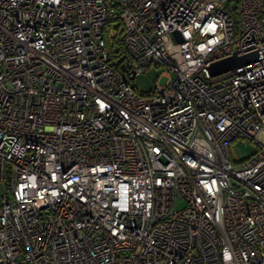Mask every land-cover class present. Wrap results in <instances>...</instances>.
I'll use <instances>...</instances> for the list:
<instances>
[{"label":"built area","instance_id":"obj_1","mask_svg":"<svg viewBox=\"0 0 264 264\" xmlns=\"http://www.w3.org/2000/svg\"><path fill=\"white\" fill-rule=\"evenodd\" d=\"M0 190V264H264V0H0Z\"/></svg>","mask_w":264,"mask_h":264},{"label":"rangeland","instance_id":"obj_2","mask_svg":"<svg viewBox=\"0 0 264 264\" xmlns=\"http://www.w3.org/2000/svg\"><path fill=\"white\" fill-rule=\"evenodd\" d=\"M165 70L166 68L161 65H149L136 74L130 83L138 90L146 92L154 88L157 83H163L166 80L167 76L161 74ZM256 148L257 146L250 140L243 142L236 139L229 144L230 158L232 161H238L244 156H249ZM1 195L2 191L0 190ZM178 204L182 205L183 201L180 200Z\"/></svg>","mask_w":264,"mask_h":264},{"label":"water","instance_id":"obj_3","mask_svg":"<svg viewBox=\"0 0 264 264\" xmlns=\"http://www.w3.org/2000/svg\"><path fill=\"white\" fill-rule=\"evenodd\" d=\"M173 33L178 39H181V36L178 31H174ZM256 57H257L256 52H251L242 55H237L233 53L230 56L213 61L210 66V71L212 74H216L234 68L239 64L250 63L251 61L255 60Z\"/></svg>","mask_w":264,"mask_h":264},{"label":"trees","instance_id":"obj_4","mask_svg":"<svg viewBox=\"0 0 264 264\" xmlns=\"http://www.w3.org/2000/svg\"><path fill=\"white\" fill-rule=\"evenodd\" d=\"M120 38H119V35H118V37L115 39V42H117V43H119L120 44ZM109 43H110V41H108ZM112 46V45H111Z\"/></svg>","mask_w":264,"mask_h":264}]
</instances>
